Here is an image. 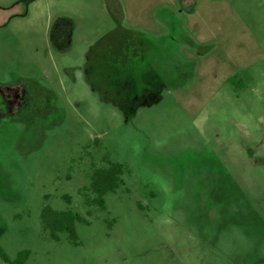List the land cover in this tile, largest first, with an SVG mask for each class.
I'll return each instance as SVG.
<instances>
[{"label": "rangeland", "instance_id": "rangeland-1", "mask_svg": "<svg viewBox=\"0 0 264 264\" xmlns=\"http://www.w3.org/2000/svg\"><path fill=\"white\" fill-rule=\"evenodd\" d=\"M107 158L124 183L102 208ZM47 204L85 216L76 238L44 229ZM0 247L264 264V0H0Z\"/></svg>", "mask_w": 264, "mask_h": 264}, {"label": "trees", "instance_id": "trees-1", "mask_svg": "<svg viewBox=\"0 0 264 264\" xmlns=\"http://www.w3.org/2000/svg\"><path fill=\"white\" fill-rule=\"evenodd\" d=\"M107 165L95 166L90 175L89 189L96 195L88 200L94 201L102 208L106 206L105 195L110 191H116L120 185L124 183L123 173L125 171L123 162L107 158ZM67 200L70 201L69 194H65ZM42 224L45 230L50 234L59 238L62 232H68L71 237H77L76 223L85 220V216L73 208L58 209L47 204L41 211ZM30 250L28 248L21 249L14 259H11L4 248L0 247L2 257L13 264H23Z\"/></svg>", "mask_w": 264, "mask_h": 264}, {"label": "crops", "instance_id": "crops-1", "mask_svg": "<svg viewBox=\"0 0 264 264\" xmlns=\"http://www.w3.org/2000/svg\"><path fill=\"white\" fill-rule=\"evenodd\" d=\"M208 39V37H203L202 38V40H204V41H206ZM255 48H257L258 50H261L262 49V47L261 46H259V44L258 43H256L255 44ZM219 74V73H218ZM221 76L223 75V74H220ZM227 77V76H226ZM225 78V77H224ZM185 92H187V91H185Z\"/></svg>", "mask_w": 264, "mask_h": 264}]
</instances>
